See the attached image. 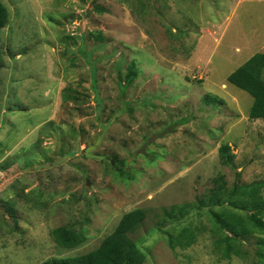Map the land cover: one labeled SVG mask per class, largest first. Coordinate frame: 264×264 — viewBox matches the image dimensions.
I'll use <instances>...</instances> for the list:
<instances>
[{
  "label": "rangeland",
  "instance_id": "1",
  "mask_svg": "<svg viewBox=\"0 0 264 264\" xmlns=\"http://www.w3.org/2000/svg\"><path fill=\"white\" fill-rule=\"evenodd\" d=\"M1 1L0 264L89 252L135 208L147 212L132 235L142 264H264L256 236L243 256L220 253L197 202L218 175L227 187L264 179V119L228 80L264 53V0ZM133 58L141 71L122 95ZM101 134L91 153L109 159L85 156ZM173 204L190 205L176 225L162 220ZM62 225L83 243L60 247ZM185 225L194 242L172 248L161 230Z\"/></svg>",
  "mask_w": 264,
  "mask_h": 264
},
{
  "label": "trees",
  "instance_id": "2",
  "mask_svg": "<svg viewBox=\"0 0 264 264\" xmlns=\"http://www.w3.org/2000/svg\"><path fill=\"white\" fill-rule=\"evenodd\" d=\"M141 3L143 2L141 1ZM144 5L145 3H143ZM8 19L9 9L0 0V71L3 68L1 32L8 23ZM166 31L168 33L167 29ZM93 71L95 73L94 67ZM140 71L137 58H133L127 65L125 75L120 77L122 95H125L127 88L139 76ZM228 80L253 96L249 116L252 119H264V53L258 52L251 56L229 74ZM132 109L133 107L126 108L128 112H131ZM219 152L221 162L224 165L233 166L235 155L231 146L224 143L220 146ZM75 153L76 149H71V152L66 154L72 156ZM108 159L109 157L104 160ZM114 160H117L116 156H114ZM263 188L264 179L227 187L224 175H218L212 190L209 193L204 192L197 200L198 206L203 208L201 211L206 210L207 218L211 222V230L215 234V239L217 238L215 240L216 248L224 256H243L246 253L242 249L244 242L255 236L259 249L264 251V197L261 194ZM32 196L34 195L32 194ZM10 200L16 202V199ZM189 206L188 204L181 207L176 204L171 205L170 209H164L162 220L166 222L170 221L169 217L184 215ZM206 206L208 209H204ZM237 208H242L246 212H240ZM9 210L12 211V208ZM198 213L199 211H197ZM146 214L144 208L132 209L121 217L114 230L105 236L95 249L82 254L48 258L40 264H142L146 259V253L142 245L138 244L132 235L141 229ZM175 219L177 220L174 225L180 223V217H175ZM185 220L187 221L186 218ZM173 230L175 227L165 229V231L161 230L162 233L168 235V243L172 248L178 243L183 246L189 245L196 238L193 234V227L190 225L180 228L176 235L172 233ZM52 235L56 243L64 249L75 248L86 238L82 231L68 225L54 228ZM259 255L264 256L263 253H259ZM256 257L259 259L258 256ZM260 260H264V257H261ZM256 264H259L258 260Z\"/></svg>",
  "mask_w": 264,
  "mask_h": 264
},
{
  "label": "water",
  "instance_id": "3",
  "mask_svg": "<svg viewBox=\"0 0 264 264\" xmlns=\"http://www.w3.org/2000/svg\"><path fill=\"white\" fill-rule=\"evenodd\" d=\"M105 129H106V127L104 128V130ZM101 140H102V134L96 139V141L92 145L87 146L83 150L84 155L87 156V157L96 158V159H99V160H104V159L108 158L106 155L97 154V153H91V150H94L99 145Z\"/></svg>",
  "mask_w": 264,
  "mask_h": 264
}]
</instances>
